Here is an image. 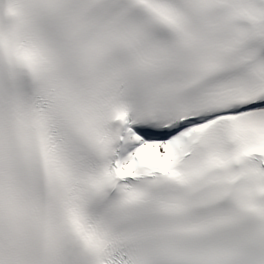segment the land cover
Masks as SVG:
<instances>
[{
    "label": "snow or ice",
    "instance_id": "snow-or-ice-1",
    "mask_svg": "<svg viewBox=\"0 0 264 264\" xmlns=\"http://www.w3.org/2000/svg\"><path fill=\"white\" fill-rule=\"evenodd\" d=\"M0 264H264V0H0Z\"/></svg>",
    "mask_w": 264,
    "mask_h": 264
}]
</instances>
